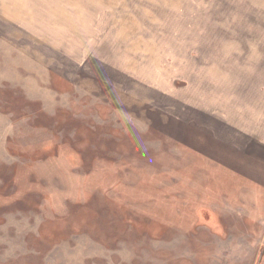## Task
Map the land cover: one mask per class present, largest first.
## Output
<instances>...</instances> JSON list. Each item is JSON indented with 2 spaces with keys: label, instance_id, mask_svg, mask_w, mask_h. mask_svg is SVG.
I'll return each instance as SVG.
<instances>
[{
  "label": "rangeland",
  "instance_id": "rangeland-1",
  "mask_svg": "<svg viewBox=\"0 0 264 264\" xmlns=\"http://www.w3.org/2000/svg\"><path fill=\"white\" fill-rule=\"evenodd\" d=\"M204 109H264V0H0V264H264L190 207Z\"/></svg>",
  "mask_w": 264,
  "mask_h": 264
},
{
  "label": "crops",
  "instance_id": "crops-1",
  "mask_svg": "<svg viewBox=\"0 0 264 264\" xmlns=\"http://www.w3.org/2000/svg\"><path fill=\"white\" fill-rule=\"evenodd\" d=\"M207 114L204 109L203 128L185 122L190 129V207L207 213L241 209L238 215L264 226V109L237 121L219 111L213 114V130Z\"/></svg>",
  "mask_w": 264,
  "mask_h": 264
}]
</instances>
